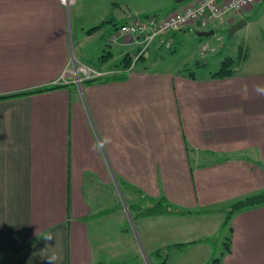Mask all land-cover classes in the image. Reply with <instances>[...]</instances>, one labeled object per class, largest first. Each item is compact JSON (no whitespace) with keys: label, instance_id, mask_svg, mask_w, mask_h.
Wrapping results in <instances>:
<instances>
[{"label":"crops","instance_id":"crops-1","mask_svg":"<svg viewBox=\"0 0 264 264\" xmlns=\"http://www.w3.org/2000/svg\"><path fill=\"white\" fill-rule=\"evenodd\" d=\"M194 2L0 0V97L62 86L0 99V264H169L187 250L199 260L182 264H264V204L225 225L232 202L264 190L261 1L173 33L170 51L151 45L129 72L140 43H109L134 18ZM184 49V66L159 64ZM225 58L234 74L210 79ZM81 66L104 76L59 83Z\"/></svg>","mask_w":264,"mask_h":264},{"label":"built area","instance_id":"built-area-1","mask_svg":"<svg viewBox=\"0 0 264 264\" xmlns=\"http://www.w3.org/2000/svg\"><path fill=\"white\" fill-rule=\"evenodd\" d=\"M255 2L256 0H196L193 4H189L180 11H175L164 18L155 16L134 18L120 25L110 36L109 43H114L119 36L130 37L140 43L141 50L132 59V65L127 69V72H129L133 69L134 63L145 55L146 50L151 45L155 44L163 51H170L174 44L173 33L179 32L190 25H194L200 30H206L232 15L242 13ZM59 3L69 9L73 0H59ZM213 51L214 48L207 43L201 46V54L203 55ZM77 71H82V74H87L91 79L104 76L102 73L93 71L86 66H81ZM66 73L65 70L61 75V79Z\"/></svg>","mask_w":264,"mask_h":264},{"label":"trees","instance_id":"trees-1","mask_svg":"<svg viewBox=\"0 0 264 264\" xmlns=\"http://www.w3.org/2000/svg\"><path fill=\"white\" fill-rule=\"evenodd\" d=\"M93 28L92 30L97 29ZM92 30H89L88 32H91ZM234 61L231 58H225L222 62H221V66L219 68V70H217L214 73H210L209 74V78L210 79H215V80H221V79H225L228 78L230 76H232L234 74ZM188 76L190 78H195L193 73L188 72L187 73ZM114 76V75H113ZM102 77L100 78H95V79H90L85 81V83H89V82H93V81H98L101 80ZM62 87L60 85H55V86H50V87H45V88H41V89H37L34 91H29V92H24V93H19V94H15V95H10V96H3L0 97V99H4V98H10V97H14V96H18L21 94H34V93H40V92H44V91H49V90H53L56 88ZM161 204V203H159ZM264 204V190L256 193V194H252V195H248L245 197H242L234 202H232L229 206H228V211H227V217H226V221H225V225L227 223V221L229 220V218L231 217V215L237 211L246 209V208H251V207H255V206H259ZM163 208V212H167V208H171V211L177 212L179 214L182 213H189V211H184L182 209H177L176 207H171V205L169 204H165L162 205ZM228 245V244H227ZM224 245L225 250H228V246ZM209 264H219V259L218 258H212L211 261L209 262Z\"/></svg>","mask_w":264,"mask_h":264},{"label":"rangeland","instance_id":"rangeland-1","mask_svg":"<svg viewBox=\"0 0 264 264\" xmlns=\"http://www.w3.org/2000/svg\"><path fill=\"white\" fill-rule=\"evenodd\" d=\"M259 1H261V2L256 7L255 13L257 11L259 12L258 16H261V19H260L259 23L262 24V23H264V0H256V2L251 7H253ZM73 4H74V0H73V3L69 6V8ZM224 39H225L226 43L231 41V38L228 36L227 33L224 34ZM232 41H234V40H232ZM189 52H190V49H184V50L181 51V54L179 56H176L174 59L168 60V61L166 60V58H163L162 61H160L159 64H166V62H167L172 67H176V66H179V65H183L184 66L189 61V58H187V55H188ZM173 53L174 52L168 54V56L173 55ZM212 68H213L212 66H207V67H205L203 69L193 70V69H196V68H194V66H192L191 69H189V71H193V72H196V73L198 72L200 74L201 72H210V71L213 72V70H217V69H212ZM77 70L78 69H75L72 74L70 73V75L68 73H66L64 75L63 79H61V77H60L59 83L64 82L66 77H68L69 79L66 80V81H68V82L71 81V83H74V84H77V85L80 86V85H82V82L85 83V81L91 79L90 76H88L87 74H85V75L83 74L81 76L80 73H82V71L79 72ZM75 71H77V72L75 73ZM256 193H259V192H256ZM256 193H252V194H256ZM252 194H250V195H252ZM190 252L191 251H189V250L181 251V252H172L170 257H169V259L171 258L169 264H182L183 262L189 261V259H190V262H192V263L198 262L199 258H195V259H192V260H191V258H189L190 257ZM168 254L169 253L164 254V256H167ZM185 256H186L187 259L185 258ZM182 258H184V260ZM151 262H153V261L149 260L148 264H150Z\"/></svg>","mask_w":264,"mask_h":264},{"label":"water","instance_id":"water-1","mask_svg":"<svg viewBox=\"0 0 264 264\" xmlns=\"http://www.w3.org/2000/svg\"><path fill=\"white\" fill-rule=\"evenodd\" d=\"M188 1H191V0H174V2H176L177 4H181V3H185V2H188ZM244 22L242 23H237L236 25H234L233 27H231L229 30H228V36H231L233 34V32H235L236 30L240 29L242 26H243ZM213 35V31H210V32H202L199 34V36L201 37H209Z\"/></svg>","mask_w":264,"mask_h":264},{"label":"clouds","instance_id":"clouds-1","mask_svg":"<svg viewBox=\"0 0 264 264\" xmlns=\"http://www.w3.org/2000/svg\"><path fill=\"white\" fill-rule=\"evenodd\" d=\"M45 239H51V237H46ZM56 257H49L48 264H55Z\"/></svg>","mask_w":264,"mask_h":264}]
</instances>
